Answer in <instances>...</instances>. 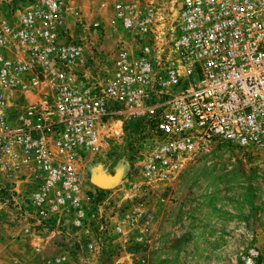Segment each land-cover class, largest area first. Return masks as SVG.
Listing matches in <instances>:
<instances>
[{
    "label": "built area",
    "instance_id": "built-area-1",
    "mask_svg": "<svg viewBox=\"0 0 264 264\" xmlns=\"http://www.w3.org/2000/svg\"><path fill=\"white\" fill-rule=\"evenodd\" d=\"M8 15L0 168L14 180L0 199L36 233L88 231L87 203L101 195L81 191L80 159L99 152L113 122L136 131L131 155L149 181L176 175L210 142L264 156V0H112L105 24L116 37L104 49L99 21L62 0H26ZM68 17L91 33L73 36ZM260 255L250 249L243 264Z\"/></svg>",
    "mask_w": 264,
    "mask_h": 264
},
{
    "label": "rangeland",
    "instance_id": "rangeland-1",
    "mask_svg": "<svg viewBox=\"0 0 264 264\" xmlns=\"http://www.w3.org/2000/svg\"><path fill=\"white\" fill-rule=\"evenodd\" d=\"M25 1L0 0V17H8L11 6ZM62 1L78 10L86 23L99 21L105 32L103 42L96 40L97 47L106 48L116 37L105 24L112 0ZM100 2L107 8H100ZM66 24L73 36L91 33V27L79 29L70 18ZM118 125L113 122L105 129L97 154L84 153L80 159L81 191L101 195L92 209L87 203L84 224L88 231L71 228L69 233L76 232L73 236L52 234L43 250L45 264H243L250 249L260 252L258 262L264 264L262 153L210 142L176 175L149 181L128 153L126 136L118 134ZM123 164L117 183L98 186L91 182L93 169L116 177L114 170L119 175ZM0 202L12 208L9 201ZM116 226L119 231L114 230ZM60 249L66 259L54 261ZM9 251L21 254L18 248L5 249L0 264H19L7 257ZM26 260L35 262L34 258Z\"/></svg>",
    "mask_w": 264,
    "mask_h": 264
},
{
    "label": "crops",
    "instance_id": "crops-1",
    "mask_svg": "<svg viewBox=\"0 0 264 264\" xmlns=\"http://www.w3.org/2000/svg\"><path fill=\"white\" fill-rule=\"evenodd\" d=\"M124 165L125 164H123L122 170H124ZM11 180H14V177L7 176L5 170L0 168V187H6ZM15 185L18 188L22 187L21 181H16ZM51 236L53 237L50 233L39 235L28 225V223L20 220V217L16 215L13 208L0 202V258H2L1 253L5 249L14 247L16 250L18 248L21 254L9 251L10 255H7V257L12 259L11 262L28 264L26 263V258L29 257L34 258L35 262L33 264H45L47 261H43V250L47 247V244L50 243L49 240H51ZM59 241L65 243L62 239ZM56 252L57 253L53 255L55 259H58V261L66 259L67 255L63 250L60 249ZM8 262H10V260H8ZM49 262H51L50 259Z\"/></svg>",
    "mask_w": 264,
    "mask_h": 264
},
{
    "label": "bare ground",
    "instance_id": "bare-ground-1",
    "mask_svg": "<svg viewBox=\"0 0 264 264\" xmlns=\"http://www.w3.org/2000/svg\"><path fill=\"white\" fill-rule=\"evenodd\" d=\"M97 173H99V174H97ZM122 173H123V170L120 171L119 175L116 172L115 173L116 174V177H113L114 176L113 175L112 176L113 178H112V177H108L106 175H102V172L99 171L98 169H93L91 171V176H92L93 182L95 184H97L98 186H111V185H113V184H115V183L118 182V180H119L120 176L122 175Z\"/></svg>",
    "mask_w": 264,
    "mask_h": 264
},
{
    "label": "trees",
    "instance_id": "trees-1",
    "mask_svg": "<svg viewBox=\"0 0 264 264\" xmlns=\"http://www.w3.org/2000/svg\"><path fill=\"white\" fill-rule=\"evenodd\" d=\"M126 137L128 139L125 140V147L130 149L129 150L130 152H128V153L131 155V153L133 152V148H132L131 144L134 141V138L136 137V131H132V130L129 131V133L126 135Z\"/></svg>",
    "mask_w": 264,
    "mask_h": 264
},
{
    "label": "water",
    "instance_id": "water-1",
    "mask_svg": "<svg viewBox=\"0 0 264 264\" xmlns=\"http://www.w3.org/2000/svg\"><path fill=\"white\" fill-rule=\"evenodd\" d=\"M114 174H115V173H114ZM108 177H112V176L109 175ZM91 182H93L92 178H91ZM94 184H95V183H94Z\"/></svg>",
    "mask_w": 264,
    "mask_h": 264
}]
</instances>
